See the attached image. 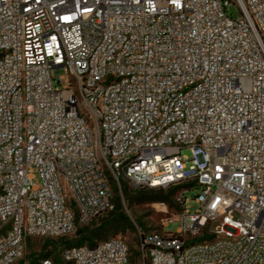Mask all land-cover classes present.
I'll return each instance as SVG.
<instances>
[{"label":"built area","instance_id":"1","mask_svg":"<svg viewBox=\"0 0 264 264\" xmlns=\"http://www.w3.org/2000/svg\"><path fill=\"white\" fill-rule=\"evenodd\" d=\"M108 175L179 187L143 261L264 264V0H0V264L111 210ZM61 260L130 253L111 237Z\"/></svg>","mask_w":264,"mask_h":264},{"label":"rangeland","instance_id":"2","mask_svg":"<svg viewBox=\"0 0 264 264\" xmlns=\"http://www.w3.org/2000/svg\"><path fill=\"white\" fill-rule=\"evenodd\" d=\"M227 14L233 17L238 16L239 11L236 6H230L227 10ZM56 83V82H55ZM68 80L65 76V79L62 81V85H67ZM181 156L184 160H189L191 158V154L189 149L184 148L181 150ZM190 165L188 161L186 163V167ZM108 179L110 185L114 193V186H117L115 180H112L110 175H108ZM119 186L121 183H126V180L120 178L118 180ZM130 187V186H129ZM131 189V188H130ZM167 189H164L166 191ZM198 188L194 187L191 191L186 192L184 197L187 199V203L185 205V209L189 212H194L197 208V205L194 202V195L196 194ZM119 191V190H118ZM175 204V196L173 199ZM169 207L164 202H151V203H134L129 205L127 201L123 198L122 199V207L123 212L128 216L132 227L126 229L124 232H119L115 235H111L110 233L106 236V240L111 237H119L122 239L128 246L130 259L134 260V264H149L147 258L143 261L139 254V241L140 236H143L145 233L160 230L161 223L165 221L167 218H172L174 215L178 213V208L175 205ZM106 214L100 216L99 218L95 219L91 223V226H96L99 221L105 217ZM236 216V214H235ZM94 224V225H93ZM179 223L177 221H170L168 224L163 227L164 232H171L175 233ZM74 234L69 235L67 239H72ZM49 241H53L55 244H48L47 250H51V256L48 258L50 259L53 264H61V252L66 246L58 240V238H43V237H31L26 240L25 245V253L23 257L17 262V264H35L41 258L39 257L40 251L49 243ZM102 241V240H98ZM132 264V263H130Z\"/></svg>","mask_w":264,"mask_h":264},{"label":"trees","instance_id":"3","mask_svg":"<svg viewBox=\"0 0 264 264\" xmlns=\"http://www.w3.org/2000/svg\"><path fill=\"white\" fill-rule=\"evenodd\" d=\"M189 185L190 184H187V186ZM130 188L131 187H129V185L126 183H121L119 189L115 185V196H113L112 200L113 207L106 213V216L103 217L96 226L90 227L89 224H77L72 239H67L68 236H66L60 237L58 238V240L62 242L66 246V248L82 245L93 246L96 242H98V240L105 239L109 233L111 235H115L119 232H124L126 229L132 227L128 216L123 212V198L127 201L129 205H132L134 203L139 204L151 202H164L169 207H171L174 204L173 199L179 187H170L167 188L166 191H164L163 188ZM48 244L54 245L55 243L53 241H49V243L45 245V247L39 253V257L41 259H48L51 256V250H47ZM130 263L134 264V260L130 259Z\"/></svg>","mask_w":264,"mask_h":264}]
</instances>
